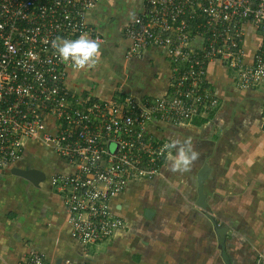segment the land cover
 Returning <instances> with one entry per match:
<instances>
[{
	"label": "built area",
	"instance_id": "1",
	"mask_svg": "<svg viewBox=\"0 0 264 264\" xmlns=\"http://www.w3.org/2000/svg\"><path fill=\"white\" fill-rule=\"evenodd\" d=\"M99 1L0 0V169L20 158L29 140L62 160L68 168L52 173L50 185L61 194L70 236L83 249L126 227L112 201L131 181L159 174L168 141L149 133V126L188 123L220 106L207 86L212 61L235 72L240 90L264 86V0H143L144 10L124 28L126 57L159 49L170 64L168 91L141 99L70 91L69 63L51 41L81 34L102 41L86 22ZM85 259L56 263L32 250L21 263ZM255 264H264L263 254Z\"/></svg>",
	"mask_w": 264,
	"mask_h": 264
},
{
	"label": "crops",
	"instance_id": "2",
	"mask_svg": "<svg viewBox=\"0 0 264 264\" xmlns=\"http://www.w3.org/2000/svg\"><path fill=\"white\" fill-rule=\"evenodd\" d=\"M143 10V0H100L88 13L87 24L102 38L96 40L101 54L92 68L75 70L69 62L65 84L70 91L100 99L161 97L168 91L170 64L159 49L126 57L124 28ZM245 48L244 62L249 64L253 51ZM231 71L217 60L208 65L207 86L218 97V108L188 123L149 126V133L168 142L191 137L199 158L186 172H172L166 159L155 178L131 181L112 201L126 227L104 242L101 254L84 258L83 247L70 236L62 196L50 185V175L68 166L37 140L27 141L24 154L0 169V264H22L32 250L56 263L85 259L86 264H178L176 239L189 253L180 262L205 264L208 221L195 207L196 175L203 166L205 201L218 225L227 229V254L233 264H255L256 257L264 255V86L240 90ZM15 168L36 169L45 177L33 185L13 174ZM146 209L152 211L150 219L144 216ZM160 211L169 214L164 224L169 234L163 236L152 231Z\"/></svg>",
	"mask_w": 264,
	"mask_h": 264
},
{
	"label": "clouds",
	"instance_id": "3",
	"mask_svg": "<svg viewBox=\"0 0 264 264\" xmlns=\"http://www.w3.org/2000/svg\"><path fill=\"white\" fill-rule=\"evenodd\" d=\"M62 62L69 63L75 70L92 68L100 57V44L91 39L87 34H81L77 39H64L56 37L51 41ZM167 153L166 159L171 162L172 172H186L192 163L199 158V153L194 149L192 138L171 139L161 149Z\"/></svg>",
	"mask_w": 264,
	"mask_h": 264
},
{
	"label": "water",
	"instance_id": "4",
	"mask_svg": "<svg viewBox=\"0 0 264 264\" xmlns=\"http://www.w3.org/2000/svg\"><path fill=\"white\" fill-rule=\"evenodd\" d=\"M12 172L13 174L20 176L26 179L27 181L31 182L33 185H37L45 177L41 171L36 170V169L21 170V169L15 168ZM206 174H207V167L203 166L196 175L197 198L195 201V206L199 208L202 211L203 215L206 216L208 220L212 223V226H213V229L216 235V239H217V245H218V248L220 249V257L223 261V264H232L229 258V255L227 254L226 246H225V236H226L227 229L224 226H219L215 218L212 215L207 214L208 208H207V204L205 201L206 199L205 194L203 192V185L206 179ZM151 215H152L151 210L146 209L144 211L145 218L150 219Z\"/></svg>",
	"mask_w": 264,
	"mask_h": 264
},
{
	"label": "rangeland",
	"instance_id": "5",
	"mask_svg": "<svg viewBox=\"0 0 264 264\" xmlns=\"http://www.w3.org/2000/svg\"><path fill=\"white\" fill-rule=\"evenodd\" d=\"M230 73V72H229ZM232 75L234 76V72L231 71ZM230 73V74H231ZM24 154V153H23ZM22 154V155H23ZM158 201V200H157ZM157 201H155V203H157ZM196 201V200H195ZM196 207V206H195ZM155 208H158V207H155ZM197 208V207H196ZM208 208V207H207ZM198 210H200L199 208H197ZM206 211V210H205ZM201 214L203 215L202 211L200 210ZM161 214H159V216L156 218L157 221H155V225H154V228L152 229V231H156L157 233L159 231L162 232V236L163 234H169L168 233V228L166 225L164 224H167L168 221H169V214L167 213H162V211H160ZM207 214L208 215H211V212H209V210L207 211ZM172 215V214H171ZM184 215V214H183ZM204 216V215H203ZM200 217L201 219L204 218L208 221V236H209V239H210V242L208 244V246H206V263L205 264H223V261L220 257V249L218 248V245H217V239H216V235H215V232H214V229H213V226H212V223L208 220V218L206 216L204 217ZM199 219V217L197 218ZM149 222V221H148ZM151 222V221H150ZM148 226V225H146ZM191 232L193 233V229L191 230ZM190 232V233H191ZM183 242H177V239H176V244H175V255L177 257V263L178 264H183L182 262H180L179 260H181L182 258V255L187 257V254L189 253H184V248L185 246L182 244ZM187 245H188V242H187ZM104 246H106V244L104 242L102 243H99V244H96V245H89V246H86L84 249L86 250V252L88 253V255H92L94 253H99L101 254L103 251H104ZM226 246V245H225ZM194 248V247H193ZM173 247L170 251V253L173 252ZM194 253V252H193ZM185 254V255H184ZM230 258V256H229ZM231 262H232V259L230 258ZM252 260H254V257L252 258ZM188 261V260H187ZM195 264V262H194ZM233 264V263H232ZM236 264H245L243 262H236ZM249 264V263H247ZM253 264V263H252Z\"/></svg>",
	"mask_w": 264,
	"mask_h": 264
},
{
	"label": "flooded vegetation",
	"instance_id": "6",
	"mask_svg": "<svg viewBox=\"0 0 264 264\" xmlns=\"http://www.w3.org/2000/svg\"><path fill=\"white\" fill-rule=\"evenodd\" d=\"M234 261H232V263H233Z\"/></svg>",
	"mask_w": 264,
	"mask_h": 264
}]
</instances>
